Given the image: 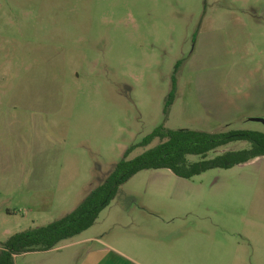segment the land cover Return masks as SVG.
Instances as JSON below:
<instances>
[{
    "label": "rangeland",
    "instance_id": "rangeland-1",
    "mask_svg": "<svg viewBox=\"0 0 264 264\" xmlns=\"http://www.w3.org/2000/svg\"><path fill=\"white\" fill-rule=\"evenodd\" d=\"M254 118L264 119V0H0V148L22 183L0 193L17 207L0 233L71 213L160 126L264 132ZM45 187L53 211L28 213ZM59 246L110 247L139 264H264V158L192 180L142 171Z\"/></svg>",
    "mask_w": 264,
    "mask_h": 264
},
{
    "label": "trees",
    "instance_id": "trees-1",
    "mask_svg": "<svg viewBox=\"0 0 264 264\" xmlns=\"http://www.w3.org/2000/svg\"><path fill=\"white\" fill-rule=\"evenodd\" d=\"M174 100L175 79L164 109L166 117ZM155 141L157 144L149 148ZM237 142H246L249 147L214 154ZM139 147L146 150L134 159H128L135 147L128 149L109 178L71 213L46 226L10 236L2 245L0 264H15L17 256L50 251L89 230L115 199L119 189L142 171L168 170L178 178L192 180L210 170H228L264 158V132L227 130L209 133L191 129L170 130L160 126L145 137Z\"/></svg>",
    "mask_w": 264,
    "mask_h": 264
},
{
    "label": "crops",
    "instance_id": "crops-1",
    "mask_svg": "<svg viewBox=\"0 0 264 264\" xmlns=\"http://www.w3.org/2000/svg\"><path fill=\"white\" fill-rule=\"evenodd\" d=\"M2 152H6V150L0 148V157L2 158L0 165V193H3L6 197H11L14 191L21 187L22 183L16 182L12 162ZM20 174L21 172L18 175ZM56 198L57 192L48 187L39 189L37 192H32L26 203L27 211L32 215L51 213L54 209ZM16 210L17 207L8 205L4 201L3 204H0V216L1 218H5V221L11 218ZM10 236H12V233L7 229H4L0 233V251L3 243ZM108 248L109 250L107 251L87 250L84 252L81 250L82 248L75 246L58 245L47 252H33L21 256L32 259L28 264H139L133 255L117 249H111L110 247Z\"/></svg>",
    "mask_w": 264,
    "mask_h": 264
},
{
    "label": "water",
    "instance_id": "water-1",
    "mask_svg": "<svg viewBox=\"0 0 264 264\" xmlns=\"http://www.w3.org/2000/svg\"><path fill=\"white\" fill-rule=\"evenodd\" d=\"M250 121H252V122H256V123H261V124L264 125V119L254 118V119H251Z\"/></svg>",
    "mask_w": 264,
    "mask_h": 264
}]
</instances>
